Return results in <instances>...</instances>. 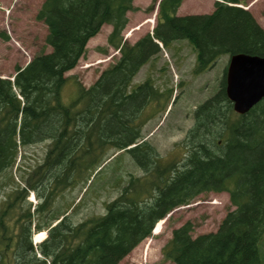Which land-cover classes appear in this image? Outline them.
<instances>
[{"label": "trees", "instance_id": "obj_1", "mask_svg": "<svg viewBox=\"0 0 264 264\" xmlns=\"http://www.w3.org/2000/svg\"><path fill=\"white\" fill-rule=\"evenodd\" d=\"M132 1L44 0L35 18L46 25V43L52 51L33 56L24 68L17 66L13 80L0 78V178L9 171L4 186L13 185L0 207V264H9L10 258L11 264H117L151 235L157 220L210 190L227 191L235 210L215 232L193 237L190 222L174 229L162 247L163 257L175 264H260L264 98L246 114L237 115L223 81L219 91L195 110L184 141L187 155L177 168L159 162L144 141L126 148L143 138L142 126L149 118L144 107L150 103L158 108L171 92L160 93L149 80L129 88L139 68L160 50L152 38L164 46L187 39L202 68L225 53L264 56V30L249 11L227 4L240 0L216 1L210 14L184 16L175 14L182 0H161L153 35L121 45L126 13L136 9ZM104 23L113 26L107 42L121 55L91 86L80 85L76 98L66 103L61 96L64 73L77 64L87 40ZM38 142H48L45 157L22 175L19 165L14 168L18 152ZM119 151L114 166L130 154L143 175L128 174L129 181L117 198L104 203L102 214L71 222L66 214L71 203L56 204V197L84 183L104 159ZM103 172L97 171L90 184ZM28 190L39 200L33 210L26 200ZM13 208L15 223L5 222ZM161 222L154 233L160 231ZM32 224L35 230L48 232L38 247L42 258L30 242Z\"/></svg>", "mask_w": 264, "mask_h": 264}, {"label": "rangeland", "instance_id": "obj_2", "mask_svg": "<svg viewBox=\"0 0 264 264\" xmlns=\"http://www.w3.org/2000/svg\"><path fill=\"white\" fill-rule=\"evenodd\" d=\"M43 1L0 0V33L7 36L5 38L0 34L1 76L12 74L16 65L24 66L34 54L50 50L45 42L47 28L43 22L35 18ZM155 1L154 5L157 4V0ZM244 1L245 8L252 13L255 20L264 28V0ZM151 3H153L152 0H133V6L137 8L135 11L128 12V23L125 29L121 31L123 40L127 43H134L138 38L152 30L154 23L152 14L156 11V6L151 13L146 12V8ZM213 4L214 0H183L177 14L211 13L214 8ZM110 29V25H102L100 32L88 41L86 51L77 65L65 74L67 81L62 88V100L64 102H69L77 95L80 85L88 87L95 82L100 72L118 58V52L111 48L107 49V54L99 52V47L106 48V38L111 31ZM172 44L166 52L162 51L156 58L143 65L131 82V87H135L141 81L149 78L160 93H166L170 88L174 93L175 87L178 88L175 92L177 96H174L175 98L173 97L171 102L172 96L169 97L170 99L167 102H170V104L166 112H163L162 108H155L154 104L144 109V113L151 116L152 121L150 124L148 122L144 125L142 132L145 139L151 143L152 151L159 156L166 155L173 146H180V143L183 142V137L193 122L194 105H198L218 89L223 69L228 61V57L225 55L219 58L211 69L202 75H197L193 73L192 69L196 57L193 46L185 39ZM182 85L185 89L181 93L179 87ZM45 146L46 143L41 142L20 150L21 156L18 158V161L20 160L18 165L21 167L20 170L23 171L22 175L25 168L35 167V162L38 160L41 162L40 159L44 157ZM182 146L181 150L176 147L171 154L172 158L177 159L182 156L184 152V146ZM127 156L118 160L115 169H110L114 164L113 162L108 163L105 166L106 169L103 175L101 177L97 175L95 178L100 180H97L84 196H81L82 186L84 185L82 183L62 191L56 197L54 203L64 206L71 202L76 203L81 198L74 209L68 211L73 223H77L88 216L102 213L104 202L117 197L121 187L127 184L129 172L137 176L142 175L140 167L135 165L136 163L132 162ZM8 179L9 171H6L0 178V205L11 188V185L4 186ZM30 198L32 199L31 194ZM35 202H37V199H35ZM230 209H234V207L230 205L226 192L199 194L188 205L175 208L168 213L169 215L167 214V217L161 222L160 231L153 234V237L143 240L118 264H174L163 258L161 253L162 247L172 236L174 229H177L186 221H190L193 226V237L200 233L213 232L218 228L226 212ZM17 213L20 214L19 207ZM14 214L13 208L4 217V221L15 223L14 218H16V215ZM42 234L44 235V233ZM36 238V235L35 239L34 235L32 236V244L36 243ZM257 247L260 264H264V232L257 243ZM11 263L12 258L9 259V264Z\"/></svg>", "mask_w": 264, "mask_h": 264}, {"label": "water", "instance_id": "obj_3", "mask_svg": "<svg viewBox=\"0 0 264 264\" xmlns=\"http://www.w3.org/2000/svg\"><path fill=\"white\" fill-rule=\"evenodd\" d=\"M225 93L233 110L245 114L264 98V56L235 54L230 57Z\"/></svg>", "mask_w": 264, "mask_h": 264}, {"label": "bare ground", "instance_id": "obj_4", "mask_svg": "<svg viewBox=\"0 0 264 264\" xmlns=\"http://www.w3.org/2000/svg\"><path fill=\"white\" fill-rule=\"evenodd\" d=\"M161 221H164V219L161 220ZM155 226H156V227H155V231H158V229H159V227H160V224H157V225H155ZM42 233H43V232H40V233L36 234V236H37L36 240L42 235Z\"/></svg>", "mask_w": 264, "mask_h": 264}]
</instances>
